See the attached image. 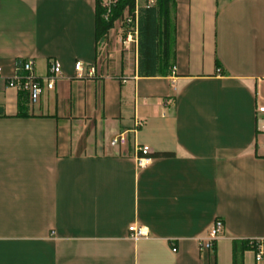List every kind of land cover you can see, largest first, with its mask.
<instances>
[{"label":"crops","instance_id":"crops-1","mask_svg":"<svg viewBox=\"0 0 264 264\" xmlns=\"http://www.w3.org/2000/svg\"><path fill=\"white\" fill-rule=\"evenodd\" d=\"M97 6L0 0V264H257L234 242L264 237V0H173L174 56L165 69L160 18L155 74L139 13L98 41ZM27 59L42 79L62 69L34 104L7 85Z\"/></svg>","mask_w":264,"mask_h":264},{"label":"built area","instance_id":"built-area-1","mask_svg":"<svg viewBox=\"0 0 264 264\" xmlns=\"http://www.w3.org/2000/svg\"><path fill=\"white\" fill-rule=\"evenodd\" d=\"M121 0H101V6L105 10L104 17L109 19L113 13V9L119 4ZM135 3V10L132 13L127 7L123 13V16L116 20L119 26H125L128 28L134 27L136 25L137 15L139 13L140 4L145 1V6H152L156 3V0H133ZM115 21V22H116ZM18 70L22 72L15 75L13 78L9 79L7 85L17 89L18 91L25 92L28 95L29 103H37L44 91V88L53 90L56 87L57 81L62 76V69L60 63L57 60H51L49 64L50 74L45 78H40L35 72V62L33 59H27L18 64ZM75 71L77 78L91 77L95 74V67H85V65L78 61L75 64ZM1 73V68H0ZM255 117H256V129L258 135H264V94L258 95V101L255 106ZM118 139L112 141V145H115ZM140 153L146 156L149 153L148 146H142L139 148ZM144 158L139 157L138 163L142 165ZM224 230V222L222 219H216L212 225L209 234L206 238L200 239V245L204 249H213L215 243L220 239ZM129 236L133 240H138L143 237H148L147 230L142 226L132 225L129 227ZM249 247L253 250L255 254V260L257 264H264V237H256L247 241ZM172 250L177 251L175 243L172 242Z\"/></svg>","mask_w":264,"mask_h":264},{"label":"trees","instance_id":"trees-1","mask_svg":"<svg viewBox=\"0 0 264 264\" xmlns=\"http://www.w3.org/2000/svg\"><path fill=\"white\" fill-rule=\"evenodd\" d=\"M98 1L97 6V39L98 41L106 39L110 30L113 28L116 20L123 16V13L127 7L134 13L135 3L133 0H121L119 4L113 9L112 15L109 19H105V10L101 6V0ZM173 0H156V3L150 7L145 6L140 8L139 12V45L140 55L142 60L140 61V70L142 73L155 74L156 59L158 57L157 45L160 31L158 28V19L163 21V60L164 68L170 67L171 59L174 56V24L171 17V8ZM151 62V65L147 64ZM146 61V62H145ZM167 72H163L166 74ZM241 251H244L249 247L248 242H234V251H237L239 247ZM239 260L234 255V264H238Z\"/></svg>","mask_w":264,"mask_h":264},{"label":"rangeland","instance_id":"rangeland-1","mask_svg":"<svg viewBox=\"0 0 264 264\" xmlns=\"http://www.w3.org/2000/svg\"><path fill=\"white\" fill-rule=\"evenodd\" d=\"M123 27H125V26H123Z\"/></svg>","mask_w":264,"mask_h":264}]
</instances>
